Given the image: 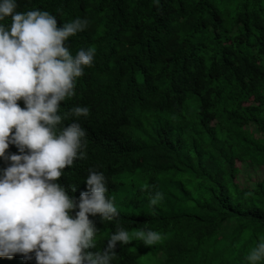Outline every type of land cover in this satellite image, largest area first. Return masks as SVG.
<instances>
[{
  "label": "trees",
  "instance_id": "1",
  "mask_svg": "<svg viewBox=\"0 0 264 264\" xmlns=\"http://www.w3.org/2000/svg\"><path fill=\"white\" fill-rule=\"evenodd\" d=\"M16 3L48 11L57 27L87 20L64 43L73 55L93 48V61L58 102L61 126L86 129L84 156L57 182L78 199L89 170L105 175L119 216L89 214L100 230L90 250H103L118 228L130 237L151 229L159 241L117 242L111 264H245L264 238V0ZM77 105L87 116L69 111ZM10 154H19L13 144ZM10 163L0 158V169ZM240 169L258 177L241 186ZM28 255L0 264H36Z\"/></svg>",
  "mask_w": 264,
  "mask_h": 264
},
{
  "label": "clouds",
  "instance_id": "2",
  "mask_svg": "<svg viewBox=\"0 0 264 264\" xmlns=\"http://www.w3.org/2000/svg\"><path fill=\"white\" fill-rule=\"evenodd\" d=\"M16 8V0H0V21L10 18L7 26L0 23V158L11 161L0 169V256L31 258L28 254L34 253L36 264H111L117 242L134 238L153 245L161 239L157 231L141 229L130 237L118 228L103 250H90L100 230L89 214H99L102 221L119 216L106 195L105 175L89 170L84 178L88 190L78 199L57 182L66 165L84 156L86 129L76 120L61 126L66 114H59L58 102L74 94L75 78L93 61V48L73 55L64 43L87 20L77 17L57 27L46 10ZM69 111L87 116L89 109L77 105ZM9 144L19 154L6 156ZM159 196L150 203L156 204ZM73 209H78L74 215ZM261 260L264 238L246 255L245 264Z\"/></svg>",
  "mask_w": 264,
  "mask_h": 264
},
{
  "label": "rangeland",
  "instance_id": "3",
  "mask_svg": "<svg viewBox=\"0 0 264 264\" xmlns=\"http://www.w3.org/2000/svg\"><path fill=\"white\" fill-rule=\"evenodd\" d=\"M257 177L258 174L255 170L240 169L239 173L237 174L236 180L241 186H247L250 185L252 180H255Z\"/></svg>",
  "mask_w": 264,
  "mask_h": 264
}]
</instances>
